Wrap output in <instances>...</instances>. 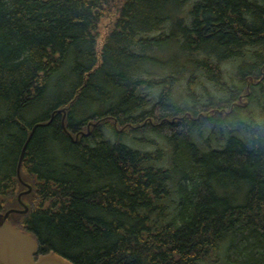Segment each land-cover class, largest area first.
I'll return each instance as SVG.
<instances>
[{
	"label": "trees",
	"instance_id": "16d2710c",
	"mask_svg": "<svg viewBox=\"0 0 264 264\" xmlns=\"http://www.w3.org/2000/svg\"><path fill=\"white\" fill-rule=\"evenodd\" d=\"M18 166L37 255L264 264V0H0V212Z\"/></svg>",
	"mask_w": 264,
	"mask_h": 264
},
{
	"label": "water",
	"instance_id": "95a60500",
	"mask_svg": "<svg viewBox=\"0 0 264 264\" xmlns=\"http://www.w3.org/2000/svg\"><path fill=\"white\" fill-rule=\"evenodd\" d=\"M36 127L37 125L33 126L30 134L34 132ZM27 143L25 142L20 155L24 152ZM16 176L24 187V190L16 196V200L22 209L12 208L0 212V264H74L52 251L39 254L35 258L38 253V245L34 235L10 223L9 219L12 213L25 214L30 207L27 201L21 199V196L31 192V185L22 180L19 166L16 169ZM11 201L14 202V199Z\"/></svg>",
	"mask_w": 264,
	"mask_h": 264
},
{
	"label": "rangeland",
	"instance_id": "374dc122",
	"mask_svg": "<svg viewBox=\"0 0 264 264\" xmlns=\"http://www.w3.org/2000/svg\"><path fill=\"white\" fill-rule=\"evenodd\" d=\"M187 7H188V5L185 6L184 10L182 11V14L185 13V10L187 9ZM118 8H119L118 6L111 5L110 10H109L110 11V14H113V12L115 10H117ZM115 19H116L115 17H108L107 19L103 20L101 22V24H100V26H101L102 29L99 32L101 33L104 30V33L106 34L107 31L109 30V27H112ZM102 37H103V34L101 36L99 35V37H98V39L100 38L99 41H98V44H97L98 50H100V48H101V46H100L101 42L100 41L102 40ZM92 110H93V107L89 111H92ZM114 129L118 133H122L123 130H124V128H121L120 129L118 126H115ZM87 133H89V131H87ZM109 133L110 132L107 131L105 134L108 135ZM207 133H208V131L207 130H204V132L200 136L197 137L198 141L196 139V142L195 143L197 145H199L200 147H202V148H204V140L208 136ZM109 137H110V134H109ZM145 137L150 138V140H154V142H156L158 140L154 135L149 134L148 132L147 133L146 132L145 133L136 132L133 135V138L132 139H129V135H128V136H124V137H119V141L120 142H123V143H128L130 146H132L134 148H138L141 152H145V153H149V151L150 152H153V155H154L156 149L154 147L150 146V145L144 144L143 141H145L144 140ZM74 138H75V136H74ZM78 138L79 137L76 136V139L74 140V142H76ZM216 143H218V142H216ZM161 144H162V146H161L160 153L162 152V155L163 156L160 157V160H158L157 163H155V165H157L158 167L165 168V167L169 166V164H167L166 162H167L168 159L170 160V154H172V153H170L171 152V149L168 146H166V143L163 142ZM155 145H156V148L158 149V147H157L158 145L156 143H155ZM218 145H219V143H218ZM179 149L180 150H179V153L178 154L180 155L182 149L181 148H179ZM149 154H151V153H149ZM162 157H163V159H162Z\"/></svg>",
	"mask_w": 264,
	"mask_h": 264
},
{
	"label": "flooded vegetation",
	"instance_id": "af4514ba",
	"mask_svg": "<svg viewBox=\"0 0 264 264\" xmlns=\"http://www.w3.org/2000/svg\"><path fill=\"white\" fill-rule=\"evenodd\" d=\"M247 96V95H246ZM239 101H241V104H246V102L244 101V97L240 96L238 98Z\"/></svg>",
	"mask_w": 264,
	"mask_h": 264
},
{
	"label": "bare ground",
	"instance_id": "6f19581e",
	"mask_svg": "<svg viewBox=\"0 0 264 264\" xmlns=\"http://www.w3.org/2000/svg\"><path fill=\"white\" fill-rule=\"evenodd\" d=\"M37 126H40V124H36ZM31 136V134H29L28 138ZM21 157V156H20Z\"/></svg>",
	"mask_w": 264,
	"mask_h": 264
}]
</instances>
